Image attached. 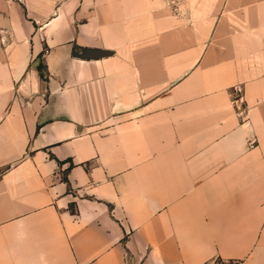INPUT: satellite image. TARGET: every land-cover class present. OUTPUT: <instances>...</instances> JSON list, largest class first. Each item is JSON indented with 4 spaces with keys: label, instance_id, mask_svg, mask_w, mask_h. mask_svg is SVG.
Instances as JSON below:
<instances>
[{
    "label": "crops",
    "instance_id": "0c3cea01",
    "mask_svg": "<svg viewBox=\"0 0 264 264\" xmlns=\"http://www.w3.org/2000/svg\"><path fill=\"white\" fill-rule=\"evenodd\" d=\"M12 7L0 264H264V0Z\"/></svg>",
    "mask_w": 264,
    "mask_h": 264
},
{
    "label": "rangeland",
    "instance_id": "374dc122",
    "mask_svg": "<svg viewBox=\"0 0 264 264\" xmlns=\"http://www.w3.org/2000/svg\"><path fill=\"white\" fill-rule=\"evenodd\" d=\"M16 1L0 0V26H5L8 13L13 15L12 6ZM219 1L221 0H161V4L167 6V9L173 12L178 20L184 21L185 23H193L198 17H208V21L211 22L217 15L215 6ZM201 4L206 9H200Z\"/></svg>",
    "mask_w": 264,
    "mask_h": 264
},
{
    "label": "built area",
    "instance_id": "2783aa9c",
    "mask_svg": "<svg viewBox=\"0 0 264 264\" xmlns=\"http://www.w3.org/2000/svg\"><path fill=\"white\" fill-rule=\"evenodd\" d=\"M232 106L240 118L245 117L246 110V101L244 97L243 88L241 86H235L232 90ZM214 264H225L223 262L217 261ZM228 264H235L233 262H229Z\"/></svg>",
    "mask_w": 264,
    "mask_h": 264
},
{
    "label": "trees",
    "instance_id": "16d2710c",
    "mask_svg": "<svg viewBox=\"0 0 264 264\" xmlns=\"http://www.w3.org/2000/svg\"><path fill=\"white\" fill-rule=\"evenodd\" d=\"M42 68H43V66L40 64L39 66H38V70L40 71V72H42ZM41 77L43 78L44 76H43V74H41ZM74 212V211H73Z\"/></svg>",
    "mask_w": 264,
    "mask_h": 264
},
{
    "label": "water",
    "instance_id": "95a60500",
    "mask_svg": "<svg viewBox=\"0 0 264 264\" xmlns=\"http://www.w3.org/2000/svg\"><path fill=\"white\" fill-rule=\"evenodd\" d=\"M91 57V56H90Z\"/></svg>",
    "mask_w": 264,
    "mask_h": 264
}]
</instances>
